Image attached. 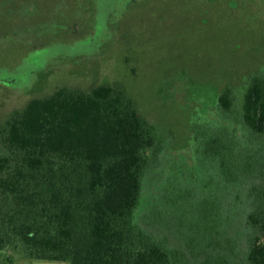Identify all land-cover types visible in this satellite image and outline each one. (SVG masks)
Masks as SVG:
<instances>
[{"label": "trees", "instance_id": "trees-1", "mask_svg": "<svg viewBox=\"0 0 264 264\" xmlns=\"http://www.w3.org/2000/svg\"><path fill=\"white\" fill-rule=\"evenodd\" d=\"M217 103L230 111L231 92ZM238 118L240 129L264 138L258 75ZM234 129L220 125L201 143L219 180L192 235L164 234L140 217L144 177L161 145L133 99L107 85L31 99L0 127V264H264V163L246 153Z\"/></svg>", "mask_w": 264, "mask_h": 264}, {"label": "rangeland", "instance_id": "rangeland-1", "mask_svg": "<svg viewBox=\"0 0 264 264\" xmlns=\"http://www.w3.org/2000/svg\"><path fill=\"white\" fill-rule=\"evenodd\" d=\"M256 75L264 79V0H0V127L59 87L124 91L160 139L140 199V217L160 233L192 235L219 180L200 146L220 125L235 127L246 153L264 163V138L238 118ZM225 89L228 112L217 103Z\"/></svg>", "mask_w": 264, "mask_h": 264}]
</instances>
